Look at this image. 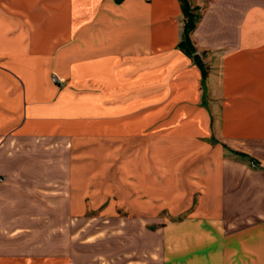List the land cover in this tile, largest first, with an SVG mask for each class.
<instances>
[{
  "label": "crops",
  "instance_id": "crops-1",
  "mask_svg": "<svg viewBox=\"0 0 264 264\" xmlns=\"http://www.w3.org/2000/svg\"><path fill=\"white\" fill-rule=\"evenodd\" d=\"M191 4L205 77L180 0H0V264H264V0Z\"/></svg>",
  "mask_w": 264,
  "mask_h": 264
},
{
  "label": "rangeland",
  "instance_id": "rangeland-1",
  "mask_svg": "<svg viewBox=\"0 0 264 264\" xmlns=\"http://www.w3.org/2000/svg\"><path fill=\"white\" fill-rule=\"evenodd\" d=\"M102 1H107V0H102ZM188 2L191 4V0H188ZM191 6H193L191 4ZM195 7V6H194ZM198 7V6H196ZM199 8V7H198ZM89 5H87V10L89 11ZM200 11V8H199ZM201 12V11H200ZM78 14L73 15V18H75V20L80 21ZM83 16V15H82ZM140 62V61H139ZM138 64V63H137ZM52 79H55L60 88L64 87V83L60 82L59 79L55 76H52ZM54 81V80H53ZM92 89V88H90ZM87 97L90 98L89 100L94 101L95 99H97V93L95 91V89L93 90L92 93H88ZM160 100L161 99H156L153 100L151 102V105H148V112H146L148 115V128H147V135H151L152 136V140H151V146H150V151H151V158L153 159V161H158L157 165L159 163V161H162V165H163V132H161L160 130L163 128V108H158V106H160ZM125 121L121 122L120 124H125ZM87 124V123H85ZM91 124V125H90ZM89 126L94 128V123H90ZM99 129H91L88 130L89 133L88 135L84 136L87 137L84 141H82L83 145H86L84 147V149L86 150V153L84 154V156H86L87 158H101V156H108L112 154L113 150H115V152L118 150V152L121 154H123V152L128 151V148H130V150H132L133 148L136 149H141V145L139 143H137V145H135L134 147H128V145H123V142L126 143L127 139H124L122 137L116 136L117 139H119L120 144L119 146H115L112 148V146L110 145L111 143H107V142H111V136L109 133H102L99 134ZM98 133V134H97ZM142 132L140 134L135 133V136L138 137L139 135H141ZM113 139V138H112ZM104 140V141H103ZM116 140V139H115ZM119 153L116 152V155H119ZM122 157V156H121ZM104 158V157H103ZM119 158V156H118ZM156 158V159H155ZM159 158V159H158ZM161 158V159H160ZM156 164L153 163L152 167H153V172H152V177L150 179L151 182V190L153 192V194L151 196H145V197H149L150 198V202L153 204V208L160 206V195L158 193V191L160 190L161 186L160 182L163 183V179L159 178L161 174V172H156L154 171V166ZM163 168V166H162ZM163 171V170H162ZM140 181V183H143V179H136L135 184H137ZM139 188V187H137ZM140 197V196H137ZM144 197V196H143ZM153 215L158 216L159 215V211L157 210H153ZM62 230H57L56 233L53 235V241H56L55 243H60L62 241ZM47 239H45L44 243L41 244L43 246H47L48 242L46 241Z\"/></svg>",
  "mask_w": 264,
  "mask_h": 264
},
{
  "label": "trees",
  "instance_id": "trees-1",
  "mask_svg": "<svg viewBox=\"0 0 264 264\" xmlns=\"http://www.w3.org/2000/svg\"><path fill=\"white\" fill-rule=\"evenodd\" d=\"M120 1V0H117ZM182 12L184 16L182 37L179 42V47L182 48L186 53L192 55L194 62L201 69L202 77L206 76V68L202 63L200 57L194 53L195 49L191 43V32L195 28L197 22L201 17V12L198 7L191 6L188 0H180Z\"/></svg>",
  "mask_w": 264,
  "mask_h": 264
},
{
  "label": "built area",
  "instance_id": "built-area-1",
  "mask_svg": "<svg viewBox=\"0 0 264 264\" xmlns=\"http://www.w3.org/2000/svg\"><path fill=\"white\" fill-rule=\"evenodd\" d=\"M53 80L56 81L55 79H53ZM2 180H3V178L0 177V181H2Z\"/></svg>",
  "mask_w": 264,
  "mask_h": 264
}]
</instances>
